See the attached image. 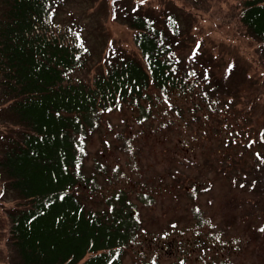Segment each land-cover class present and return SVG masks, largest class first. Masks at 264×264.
I'll use <instances>...</instances> for the list:
<instances>
[{"label":"trees","instance_id":"1","mask_svg":"<svg viewBox=\"0 0 264 264\" xmlns=\"http://www.w3.org/2000/svg\"><path fill=\"white\" fill-rule=\"evenodd\" d=\"M215 1L259 42L264 54V0ZM65 2L0 0V101L6 109L0 175L3 190L17 201L9 211L14 263L126 264L130 255L133 264H158L157 257L137 249L144 231L138 204H157L163 186L137 173L140 152L134 136L125 134L132 129L116 134L128 155L127 168L138 175L127 186H119L128 177L125 169L106 162L105 149L88 164L89 141L109 113L130 110L139 124L166 121L173 112L184 117L178 101L170 99L188 93L199 95L191 107L197 118L203 111L213 113L226 89L214 74L204 75L184 62L177 46L180 21L174 14L159 20L144 10L125 17L134 30L136 51L116 50L91 79L79 75L94 54L83 39L74 42L57 34V10ZM244 145L252 148L255 142ZM255 157L260 165L247 171L229 169L232 160L228 166L230 179L235 183L237 178L236 184L251 193L264 190V156L256 152ZM192 186L188 195L196 201L199 184ZM191 210L199 235L206 221L197 203ZM245 218L255 229L258 218ZM259 243L261 247L264 240ZM250 244L247 239L243 250ZM227 252L195 264H237L230 247Z\"/></svg>","mask_w":264,"mask_h":264},{"label":"rangeland","instance_id":"2","mask_svg":"<svg viewBox=\"0 0 264 264\" xmlns=\"http://www.w3.org/2000/svg\"><path fill=\"white\" fill-rule=\"evenodd\" d=\"M225 8L215 0H66L57 10V34L72 41L83 39L94 54L89 68L79 72L81 76L91 79L116 50L136 51L134 30L126 25L125 17L144 10L159 20L174 14L180 21L177 46L184 62L204 75L208 71L214 74L226 89L213 113L203 111L197 118L192 116L191 107L199 95L187 97L188 93L172 95L170 101L177 100L184 114L180 117L173 112L168 116L172 121L167 118L139 124L130 110L109 113L106 124L89 141V165L105 149L106 162L125 169L128 177L119 186L134 181L137 173L147 182L163 186L157 204H138L144 231L137 249L147 257H157L158 264L212 260L217 255L227 256L229 247L237 264H264V244L260 247L259 243L264 240V190L251 193L236 184L237 178L234 183L232 173H228L229 169L247 171L260 165L256 152L264 156V54L259 42L235 24ZM2 10L0 4V13ZM5 115L4 102L0 101V132ZM130 128L132 131L125 134L134 136L142 166L134 174L126 166L128 155L116 137L117 132ZM251 140L255 145L246 148L244 144ZM197 183L198 197L192 201L188 192ZM3 185L0 175V264H15L9 211L17 201L4 192ZM196 203L206 221L199 235L195 234L191 210ZM246 215L258 218L255 229ZM247 239L250 248L243 250ZM133 263L128 255L126 264Z\"/></svg>","mask_w":264,"mask_h":264},{"label":"snow or ice","instance_id":"3","mask_svg":"<svg viewBox=\"0 0 264 264\" xmlns=\"http://www.w3.org/2000/svg\"><path fill=\"white\" fill-rule=\"evenodd\" d=\"M113 2L115 3V0H113ZM142 2H143V0H142ZM81 47H83L82 44H81ZM193 75H194V73H193ZM261 231H264V229H261Z\"/></svg>","mask_w":264,"mask_h":264}]
</instances>
